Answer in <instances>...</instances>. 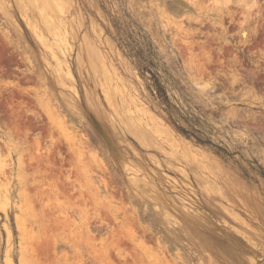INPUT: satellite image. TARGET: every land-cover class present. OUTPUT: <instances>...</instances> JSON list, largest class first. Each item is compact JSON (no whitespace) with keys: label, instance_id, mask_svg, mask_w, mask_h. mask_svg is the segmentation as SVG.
Here are the masks:
<instances>
[{"label":"rangeland","instance_id":"374dc122","mask_svg":"<svg viewBox=\"0 0 264 264\" xmlns=\"http://www.w3.org/2000/svg\"><path fill=\"white\" fill-rule=\"evenodd\" d=\"M0 264H264V0H0Z\"/></svg>","mask_w":264,"mask_h":264}]
</instances>
